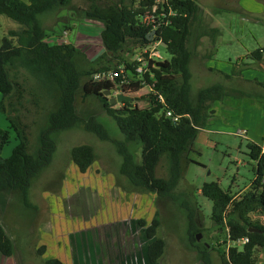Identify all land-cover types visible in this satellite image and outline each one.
Wrapping results in <instances>:
<instances>
[{
	"label": "rangeland",
	"instance_id": "obj_1",
	"mask_svg": "<svg viewBox=\"0 0 264 264\" xmlns=\"http://www.w3.org/2000/svg\"><path fill=\"white\" fill-rule=\"evenodd\" d=\"M199 5L203 21L194 28L189 42L192 97L215 84L244 95L213 104L215 114L208 128L199 133L190 156L193 163L187 166L174 191L175 199L135 190L121 175L122 158L113 144L83 128L61 132L56 136L57 151L51 165L32 185L30 202L34 208H27L17 193L0 199V224L14 243V256L6 258L0 253V264H46L51 258L64 264H150V241L145 233L155 219L160 221L157 237L167 244L158 264H205L206 255L210 264H223V253L229 246L225 241L227 230L213 223V202L201 194V189L206 183H218L235 196L249 190L256 178V162L249 156V144L264 147V61L250 56L264 48V0H199ZM86 7L85 0H71L70 8L40 16L48 42L83 50L91 62L96 60L92 64L95 69L103 65L114 69L135 62L139 52L106 54L101 40L103 24L85 19L77 10ZM3 19L11 30L18 29L19 24L4 16ZM201 27L207 35L199 38L205 32ZM212 29H218L220 34L215 35ZM3 34L0 29V47L6 36ZM157 50L163 61L171 59L164 44L160 43ZM241 69L242 77L232 76ZM19 81L28 90L21 116L29 126L33 151L51 102L42 98L44 102L36 108L31 102L36 99L30 93L41 95L37 81L23 71ZM129 88L127 94L137 99L135 103L148 107L143 97L150 89L146 85ZM111 91L115 95L126 90L115 86ZM121 107L122 104H115V109ZM76 108L85 119L97 116L113 138L124 139L116 121L107 115L98 99H83L81 91ZM0 113L5 118L0 119V129L10 134L1 154L8 158L19 141L5 114L1 110ZM80 145H90L97 153L86 174L79 172L71 158L72 149ZM133 152L138 149L133 148ZM138 161L141 162V154ZM157 176L169 177L166 158L160 162ZM189 210L200 228V240L194 243L190 242ZM250 217L264 224L260 214ZM258 258L259 264H264V250Z\"/></svg>",
	"mask_w": 264,
	"mask_h": 264
},
{
	"label": "trees",
	"instance_id": "obj_2",
	"mask_svg": "<svg viewBox=\"0 0 264 264\" xmlns=\"http://www.w3.org/2000/svg\"><path fill=\"white\" fill-rule=\"evenodd\" d=\"M159 1L165 3V0H85L87 7L77 9L85 19L103 24L101 40L106 54L139 52L138 55L146 56L144 51L160 42L171 56L170 60L154 62L147 68L144 79L150 93L143 100L148 102V107L141 108L135 99V102L122 103L120 109H115V105H111L110 99L103 94L117 84L92 81L94 73L112 69L104 65L95 69L92 64L96 60L91 62L83 50L72 45H51L47 40V29L40 23V16L70 8L71 0H0V16L19 24L18 29L7 32L0 48V110L19 141L12 155L4 158L1 153L10 141V134L0 129V199L17 193L27 208H34L30 202V191L35 180L53 161L57 151L56 136L74 128H83L116 147L122 158L121 175L135 190L175 199L174 191L187 166L193 163L190 156L199 133L208 128L215 114L213 104L244 94L227 91L222 84H215L200 89L196 97H192L189 42L195 33L194 28L203 21L199 0H168L166 2H169L172 11L164 5L167 17L161 18L157 27L144 23L145 14ZM162 3L159 5V16L162 14ZM203 29L206 30L201 27ZM212 31L215 35L220 34L218 29ZM153 32L155 35L152 36ZM206 35L207 32L202 31L199 38ZM213 43L216 46L215 41ZM250 58L263 62L264 48L253 52ZM124 65L127 70L134 71L138 63L126 62ZM22 71L37 81L41 94L30 93L36 99L31 101L32 104L39 108L44 102L42 98L51 102L43 116L33 151L29 126L21 116L24 102L28 100V90L19 81ZM243 71L233 72L232 76L240 78ZM130 83L138 85L141 81L132 79ZM261 84L264 87V82ZM81 91L83 99H98L107 115L116 121L123 140L113 138L97 116L85 119L79 115L76 101ZM168 112L173 117H168ZM133 148H137L138 152L134 153ZM249 150L250 158L256 162V178L249 190L234 196L218 183H206L201 189V194L213 202V223L221 230H227L225 241L229 246L227 252H220L223 253V264H259L258 253L264 250V224L252 221L250 217L260 214L264 218V147L250 143ZM139 154L141 162L138 161ZM71 158L79 172L86 174L97 153L90 145H80L72 149ZM164 158L169 165L168 178L157 176V168ZM189 211L190 242L194 243L200 228L197 227V218ZM159 227L160 221L155 219L145 233L150 241L147 246L150 264H158L166 253L165 239L157 237ZM250 229L257 231L250 232ZM246 238L249 242L242 247L232 245ZM0 253L6 258L14 256V243L1 224ZM204 262L210 264L207 255ZM46 264L64 262L51 258Z\"/></svg>",
	"mask_w": 264,
	"mask_h": 264
},
{
	"label": "built area",
	"instance_id": "obj_3",
	"mask_svg": "<svg viewBox=\"0 0 264 264\" xmlns=\"http://www.w3.org/2000/svg\"><path fill=\"white\" fill-rule=\"evenodd\" d=\"M168 0H165V3H162L161 1L158 2L157 5H155L153 7V9L151 11H148L144 18H143V22L150 25V24H154L155 27H157V23H161V18H165L167 17V15L164 13L165 12V6L167 5V7L171 10V6L169 4V2H166ZM162 3V14H160L159 16V5ZM170 15H174V12H170ZM160 44V42L155 43L152 47L146 49L144 51V53L146 54V56L143 55H139V57H137L136 62L138 63V65H136L135 70H127L126 65H121L118 66L115 69L109 70V71H104V72H97L94 73L92 75V81L93 82H97V83H102V82H110V83H115L117 84L116 86L119 88H124L126 91L125 92H119V93H126L128 92V89L130 85H132L130 83V80L132 79H138L141 81V84L138 85H146V80L144 79V75L147 73L149 66L156 62H164L166 60H162V57L160 55V53L158 52L157 48L158 45ZM119 80V82H118ZM148 87V86H146ZM149 88V87H148ZM117 93V94H119ZM129 95V94H128ZM168 117H173V114L171 112L167 113ZM178 120V119H176ZM249 239L246 238L243 241H239V242H234L232 243L233 246L236 247H242L244 244L248 243Z\"/></svg>",
	"mask_w": 264,
	"mask_h": 264
},
{
	"label": "water",
	"instance_id": "obj_4",
	"mask_svg": "<svg viewBox=\"0 0 264 264\" xmlns=\"http://www.w3.org/2000/svg\"><path fill=\"white\" fill-rule=\"evenodd\" d=\"M155 35V32L152 33V36ZM106 98L110 99V103L111 105H115V104H122V103H126V102H135V99L133 97H131L130 95L126 94V93H119V94H115L112 95V91L111 90H107L104 92L103 94ZM250 232H254L257 230H253L250 229ZM200 235L197 236V239L200 240Z\"/></svg>",
	"mask_w": 264,
	"mask_h": 264
},
{
	"label": "crops",
	"instance_id": "obj_5",
	"mask_svg": "<svg viewBox=\"0 0 264 264\" xmlns=\"http://www.w3.org/2000/svg\"><path fill=\"white\" fill-rule=\"evenodd\" d=\"M5 17V16H4ZM9 19V18H8ZM11 20V19H10ZM13 21V20H12ZM6 21H5V19H3V16H0V29L4 32V34L3 35H6L7 34V32L9 31V30H11L12 28H9L10 26H8V24H5L4 25V23H5ZM4 39V38H3ZM2 44V43H1ZM1 48V47H0ZM1 103V102H0ZM5 116V115H4ZM6 117V116H5ZM3 119V120H5V118L3 117V115L0 113V119ZM6 120H7V118H6ZM9 127H10V125H8Z\"/></svg>",
	"mask_w": 264,
	"mask_h": 264
}]
</instances>
